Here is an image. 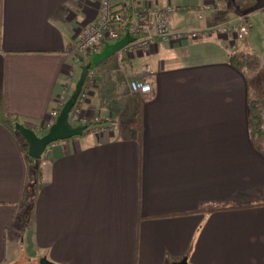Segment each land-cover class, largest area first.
Masks as SVG:
<instances>
[{"label":"crops","instance_id":"1","mask_svg":"<svg viewBox=\"0 0 264 264\" xmlns=\"http://www.w3.org/2000/svg\"><path fill=\"white\" fill-rule=\"evenodd\" d=\"M155 1L184 8L171 16L173 30L241 16L248 34L157 42L92 67L97 83L82 111L100 125L48 146L35 179L24 140L0 120V264H264V157L247 125L248 102L264 101V6ZM99 2L0 0L1 119L47 131L56 99L74 90L84 65L75 40L96 22ZM233 52L258 56L259 70L232 67ZM121 65L150 85L149 96L109 74ZM222 202L234 208L199 212Z\"/></svg>","mask_w":264,"mask_h":264},{"label":"built area","instance_id":"2","mask_svg":"<svg viewBox=\"0 0 264 264\" xmlns=\"http://www.w3.org/2000/svg\"><path fill=\"white\" fill-rule=\"evenodd\" d=\"M115 0H100L98 7V18L95 23L84 28L75 40L74 52L79 57H89L98 52L103 43H115L122 32L132 39L118 54L126 56L148 50L157 42L165 44H178L183 41H192L210 35L232 38L234 41H243L248 34V27L244 24V17H237L227 23L213 27L193 30H173L170 18L184 8L170 5L161 6L155 0H120L119 8L115 7ZM213 5H207L196 9L199 12H209ZM120 71L122 69L120 68ZM141 76H150L152 69L149 65H143L139 69ZM95 86V74L90 69L79 97L69 114V123L72 126H84L87 123L100 125V119L94 117L90 121L84 117L82 106ZM128 90L131 94L147 97L151 94V87L141 79L133 78L128 82ZM62 95L55 101L54 109L49 113L45 122L48 130L65 103ZM99 131H105L103 126Z\"/></svg>","mask_w":264,"mask_h":264},{"label":"water","instance_id":"3","mask_svg":"<svg viewBox=\"0 0 264 264\" xmlns=\"http://www.w3.org/2000/svg\"><path fill=\"white\" fill-rule=\"evenodd\" d=\"M132 42V39L125 35L122 39L116 41L113 44L106 45L101 53H95L91 55L90 62L80 68V74L75 84L72 94L67 101L63 104L58 117L53 125L41 136L35 134L34 131L24 127L19 123H15L14 129L18 135L27 144V156L32 160H39L48 146L57 142H63L75 137H80L86 130L85 126H72L69 123V114L73 109L83 84L87 76L88 71L92 67H96L103 63L115 53L121 51L127 44ZM39 264H54L47 261L46 258H41ZM175 264H187L186 260H182Z\"/></svg>","mask_w":264,"mask_h":264},{"label":"trees","instance_id":"4","mask_svg":"<svg viewBox=\"0 0 264 264\" xmlns=\"http://www.w3.org/2000/svg\"><path fill=\"white\" fill-rule=\"evenodd\" d=\"M126 32H122L119 35V39L125 36ZM103 44H106L103 43ZM229 62L232 67L238 71H249L256 72L260 68V59L258 56L248 53L233 52L229 57ZM87 60L84 65L88 64ZM3 124H5L15 135L18 133L14 129L16 120L1 119ZM247 125H248V135L249 140L255 151L264 157V101L261 100H251L247 105ZM30 129V127H26ZM90 125H86L88 130ZM86 130V131H87ZM24 153L29 164L30 173L35 168L36 160H32L27 156V144H25ZM234 206L230 202L216 203L214 205H203L200 207L199 212H213V211H225L233 209Z\"/></svg>","mask_w":264,"mask_h":264},{"label":"rangeland","instance_id":"5","mask_svg":"<svg viewBox=\"0 0 264 264\" xmlns=\"http://www.w3.org/2000/svg\"><path fill=\"white\" fill-rule=\"evenodd\" d=\"M257 5H258V7H263L264 6V0H261L260 2L258 1V3H257ZM235 18H237V17H235ZM234 18V19H235ZM234 19H232V20H234ZM244 51V50H243ZM76 54V53H75ZM77 55V54H76ZM124 54L122 53L121 54V56H123ZM78 56V55H77ZM79 57V56H78ZM82 60H83V63L82 64H85V62L88 60V56L87 57H80ZM81 66H84V65H81ZM120 68L122 69V71H120ZM94 71V70H93ZM124 72H123V67H122V65H121V67H119L118 68V66L117 67H114L113 69H111L110 71H109V74H111V75H113L114 77H119V76H121L122 77V75L125 77V75L123 74ZM94 74H95V71H94ZM126 78V81H127V85H128V82H129V80L130 79H133L134 78V76H127V77H125ZM115 82H117L116 80H115ZM123 82H124V80H123ZM96 83H97V79L95 80V85H96ZM123 86H125V85H123ZM122 86V87H123ZM126 89V88H125ZM66 98V97H65ZM67 101V100H66ZM65 101V102H66ZM84 117H86V113H84ZM87 125H94V124H92V123H87ZM99 125V124H98ZM86 126V125H85ZM25 142H24V144H23V150H24V147H26L25 146ZM37 162H38V160H37ZM37 162L35 163V168L31 171V177L32 178H34L35 179V177H36V172H37ZM18 255H20V252L18 253V252H15V261H17V259L19 258L18 257ZM22 258V257H21ZM19 262H21V260H19Z\"/></svg>","mask_w":264,"mask_h":264}]
</instances>
